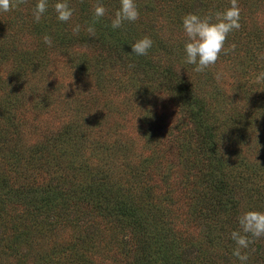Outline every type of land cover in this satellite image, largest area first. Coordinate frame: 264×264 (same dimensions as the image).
Here are the masks:
<instances>
[{
	"label": "rangeland",
	"instance_id": "374dc122",
	"mask_svg": "<svg viewBox=\"0 0 264 264\" xmlns=\"http://www.w3.org/2000/svg\"><path fill=\"white\" fill-rule=\"evenodd\" d=\"M211 1L206 15L230 7V0ZM94 2L106 8L99 20L111 25L120 0ZM30 3L0 11V128L13 129L6 124L12 110L14 151L26 158L9 170V205L0 192V264H241L227 239L244 212H264V184L228 190L223 216L209 212L196 189L209 188L212 176H236L243 157L244 175L264 183V82L257 81L264 0H238L241 27L204 72L184 62L182 26L186 14L205 7L201 0H135L139 19L104 35L112 43L133 26L125 48L100 41L57 54L43 41L53 25L44 19L35 29ZM146 35L153 45L138 56L131 45ZM189 91L204 98L199 120L182 102ZM202 121L212 129L204 151ZM16 183L30 184L22 191ZM22 197L41 210H24ZM250 239L246 264H264V237Z\"/></svg>",
	"mask_w": 264,
	"mask_h": 264
},
{
	"label": "trees",
	"instance_id": "16d2710c",
	"mask_svg": "<svg viewBox=\"0 0 264 264\" xmlns=\"http://www.w3.org/2000/svg\"><path fill=\"white\" fill-rule=\"evenodd\" d=\"M29 1L31 2L29 4L30 7L35 6L38 3V0H29ZM195 1H200V0H191V3L195 2ZM201 1L203 3V6H205V7H203L200 12H197V14H199L201 17H203L206 15L205 10L208 9V7H210V6L214 7L217 1H215L214 3L211 0H208V2H207V0H201ZM57 2H58V0H48L47 11L44 13V15H42L41 20L39 22L35 21L34 23H32V26H34V28L37 30L40 29V23L42 21H44V19H47L48 23L51 22V25L48 26V29L51 30V27L53 25L54 31L53 30H52V32L49 31L48 34L44 33L45 35L50 36L52 39V44H51V46H49V51L56 52V54H57L58 51H60V52L62 51L61 48L68 49L69 47H74V46H78L80 48L82 46L94 48V46H96L95 44L100 43V41L102 42V44H106V46L110 45L108 47H110L111 50H119L118 48L123 49V48H125L126 45H128L132 41V39H131L132 33L131 32L133 31V26L129 25L124 32L125 35L114 34L115 40L112 38V43H109L110 39L109 40L106 39L107 36L104 37V35L110 33V30H112L113 28L111 25L108 26L104 22H101V20H98L94 25L95 30H96L95 36H90L88 34L86 29L92 23L93 17H94V9L92 8V7H94V6H92V4L95 3L94 0H67L69 6L74 10L73 16L68 22L58 21L57 13L55 12V9H54V5ZM94 5H96V4H94ZM85 22H87V23H85ZM83 24L86 26L84 27ZM75 25L80 26V31L78 34H73V28H75ZM100 27L101 28L104 27V28H102L104 31L101 30ZM119 34H121V33H119ZM136 39H138V36ZM151 39H153V37H151ZM121 42H127V43H125L126 45L122 46ZM150 58H152V57H150ZM137 63H138V69L142 70V69H140L141 65L139 64V62H137ZM150 63H151V61H150ZM173 80L175 81L174 84L176 85L177 89L183 88L181 82L178 83V82H176L175 79H173ZM173 96L174 95H172V97ZM177 96H179V95H177ZM181 98H182V102L184 104H186L187 106H189L188 108L191 109V113H193V116H195L196 120H199L197 113H199V110H202V109L197 104L204 102V98L201 95L191 93L190 91L185 93V95H182ZM233 105H234V103L231 105L226 104V106L222 107V109L225 110L227 108H232ZM0 110H2V104L1 103H0ZM257 111H260V110H257ZM9 115H10V118H9V120H7L6 124L10 125L11 128H13V129L11 131H9L7 129L0 128V138H1L0 140H2V141H0V164L2 165V163L7 162L8 166H9L8 168H3L0 165V192L1 193L4 192V194H6V197L3 199V202L5 205H9L8 198H7L8 192L14 190V184H12L13 181L11 179V177H12L11 174L13 175V172H10L9 170L15 166H18L20 164V162H22L23 159H26L25 156L21 155L20 151H18V150L14 151L15 148L19 149L18 145L16 143H14V139L16 138L15 137V132H16L15 131V129H16L15 128V126H16L15 125V118L16 117L13 116L12 110H10ZM226 118L228 121L230 120V117L227 116ZM204 125H205V122L202 121L201 125L197 128V131H199V135L202 136V138H201L202 142L201 143H203V146H202L201 151L205 150V148H206L205 143L209 147L208 137L212 136V129L207 128V131H204V129H206V127L204 128ZM0 126H1V119H0ZM244 159H245V157H243V159H242V167H241L242 170L239 169L237 172V175L231 176L230 180L212 176L209 180V182H210L209 188H206V190H203V188L201 189V187L196 189V190H199L198 191V194L200 196L199 201L201 203L204 202L208 206L207 208H208L209 212L213 211L218 216H223V211L225 210V201H226L225 193L228 190H233V189H236L238 187L240 188L242 186H248V185H250V187L253 190H260V188L262 187L261 185L264 184L263 182H258L257 180H255L253 178L252 173H249L247 175V177L244 175V172H243V169H245L243 167L245 164ZM207 165L208 166H212V165L217 166L215 161H212L211 159H209ZM237 168H240V167H237ZM234 174H236V173H234ZM234 174H232V175H234ZM13 180H14V176H13ZM29 184L30 183H22V184L16 183V189H20V190L24 191L27 188H29ZM5 187L8 188L7 191L4 190ZM43 198H44V200L47 198V199H49L50 202L52 201V198L50 195L43 196ZM251 199H252L251 197L244 199L242 201L244 203V206H245V203H247ZM115 202L117 205H119L120 207H122L126 210V208H127V206H126L127 201L126 200H124L123 198H117ZM18 204H20L24 210H29V213L36 212V214H37V212L39 210H41L40 209L41 206L39 207V205H36L35 201L34 202L32 201V198L26 199V198L22 197L21 199H19ZM256 211H258V210H256ZM190 212H191V210H190ZM230 241L232 243L234 242L231 239V237L229 236L227 239V242H230ZM83 253L85 254V252H83ZM42 254H40V255H42ZM76 256L77 255L75 254L74 257H76ZM50 259L53 262L56 261V260H53L52 258H50ZM59 262H60V260H59Z\"/></svg>",
	"mask_w": 264,
	"mask_h": 264
},
{
	"label": "clouds",
	"instance_id": "9594fccd",
	"mask_svg": "<svg viewBox=\"0 0 264 264\" xmlns=\"http://www.w3.org/2000/svg\"><path fill=\"white\" fill-rule=\"evenodd\" d=\"M26 0H0V11L8 12L13 7L24 4ZM120 8L115 12V17L112 20V28H120L125 21L135 22L139 19V11L135 0H120ZM48 0H38L36 7L33 9V16L36 22L41 20L42 15L47 11ZM57 19L61 22H68L74 10L69 6L67 0H58L54 5ZM106 13V8L97 3L94 5V17L92 23L87 27V32L90 36H95V23L99 18ZM241 8L238 0H230V7L223 12L209 13L201 17L197 13H188L182 18V26L187 37L185 43V63L196 65L194 71L204 72L210 66H213L218 61L220 54L226 52L225 42L228 34L233 30H239ZM80 26L76 25L73 28V34H78ZM43 41L46 45L51 46L52 39L45 35ZM153 41L150 37L145 36L131 45L132 52L138 56H145L152 47ZM231 50H235V45H231ZM261 59H264V54H261ZM219 79V76H217ZM258 82H264V72L257 76ZM240 230L231 233V239L236 243L233 249V256L241 261V264H246L249 255L242 252V249H248L253 243V239L264 237V212L250 210L244 212L238 217ZM243 233V234H242Z\"/></svg>",
	"mask_w": 264,
	"mask_h": 264
}]
</instances>
